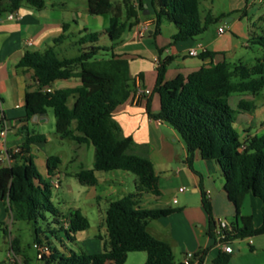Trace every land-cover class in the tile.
I'll return each instance as SVG.
<instances>
[{
    "label": "trees",
    "instance_id": "1",
    "mask_svg": "<svg viewBox=\"0 0 264 264\" xmlns=\"http://www.w3.org/2000/svg\"><path fill=\"white\" fill-rule=\"evenodd\" d=\"M10 13L20 9L23 3L42 10L45 0H8ZM89 13L93 16H108L105 30L112 43L136 27L139 21V6L135 0H87ZM3 0H0V12ZM154 10L153 36L161 34L162 26L170 23L176 33L173 42L195 39L219 21L211 13L202 17L200 0H152ZM264 21V17H263ZM64 33L55 39H65ZM77 41L79 53L76 57H61L49 48L43 52H27L17 64L18 68L34 71L37 86L25 93L26 120L42 116L52 109L55 116V133L61 139L76 143L91 144L95 148L93 170H82L77 177L82 182L95 184L96 171L122 170L138 179L137 192L111 202L105 214L108 239L100 253L87 254L76 251L62 252L44 242L38 236L36 243H46L52 254L45 258L48 264H125L130 253H146L144 264H173L171 246L150 234L149 221L168 217L176 209H141L137 197L141 191L159 196L152 161L135 154L133 138L123 137L119 124L114 120V111L132 94L130 89L129 63L114 53V47L98 46L100 34L84 31ZM251 42L263 51V57L253 66L243 62L233 67L223 61L202 67L187 78L179 75L165 81L167 64L158 69L155 91L161 100L160 112L149 115L164 121L183 138L188 162L194 161L199 152L204 160L217 162L224 174V189L235 208L236 222L230 224V236L234 239L253 238L264 232V225L256 228L252 216L242 215V206L247 195L259 199L264 209V135L241 139L236 130L238 116L242 112H253L254 101H241L236 109L229 104L233 94L257 95L264 90V28ZM203 53V57H212ZM78 78L81 85L76 88L55 89L56 81ZM5 117L0 118V130L5 126ZM45 141L42 134L26 132V141L19 146L18 153L9 151L10 166L0 167V202L12 213L14 221L37 222L46 220L47 213L53 216V224L59 226L67 239L74 241L75 235L90 228L89 219L79 210L62 213L53 203V186L44 181L33 157L31 145ZM244 147V148H243ZM61 164L57 156L47 160L48 175H55ZM204 208L210 218V237H214L212 207L204 196ZM48 231L54 234L56 231ZM12 250L19 252L18 240L12 241ZM203 255L201 257V262ZM231 254L220 253L214 264H229ZM26 264V262L24 263Z\"/></svg>",
    "mask_w": 264,
    "mask_h": 264
},
{
    "label": "crops",
    "instance_id": "2",
    "mask_svg": "<svg viewBox=\"0 0 264 264\" xmlns=\"http://www.w3.org/2000/svg\"><path fill=\"white\" fill-rule=\"evenodd\" d=\"M115 1L117 0H106L108 3ZM135 1L136 6L141 4L139 21H153L152 0ZM75 3L77 0L49 2L45 0L42 10L30 8L23 3L17 10L22 19L9 20L8 15L11 12L9 1L3 0L0 12V118L5 117L9 131L5 142L0 144V167L11 165L8 152L26 141L27 131L31 134H41L31 130V124L36 125L51 120L48 113L34 117L30 121L25 118V93L34 90L37 82L33 70L17 67L21 58L27 52H43L49 48L55 49L61 57H66L70 48L77 46V41L86 34L85 30L92 32L87 18L93 17L91 19L96 23L99 21L100 16H93L87 11L86 21L81 22ZM237 3V8L231 7L222 18L226 23L231 24L229 29L231 34L225 28V32L220 34L219 28L222 26H219L217 30L208 29L204 35L195 39L173 42L175 27L165 23L161 34L156 37L153 33L141 37L136 26L127 30L119 41L112 43L105 33L109 25L108 16L104 18L103 31L99 33L98 46L114 47V53L128 61L129 76L132 80L130 82L132 94L125 103L116 108L114 120L121 127L122 136L131 137L136 143L133 152L152 161L158 177L161 194L156 196L151 192L141 191L137 197L138 208L179 210L168 217L149 221L147 225L150 234L171 246L173 264H183L189 252L203 255L201 264H214L221 253L214 239L209 235L210 218L204 208V196L211 204L214 220L222 217L230 224L236 222L235 218L234 222H231L225 216L232 213L235 217V208L224 189V174L221 166L215 161L204 160L199 152L189 164L188 152L182 136L168 123L153 119L148 113V108L154 114L159 113L161 109L160 96L155 91L161 64H167L165 81L173 80L179 75L187 78L202 67L214 66L223 61L229 63L230 58L237 56L241 38L245 40L244 46L251 48V40L261 34L264 28V0H237ZM147 10L149 13L146 15ZM236 11L241 14L239 18L234 14ZM3 12H6V16L2 15ZM64 25H67L65 39L55 43V39L64 33ZM73 25L78 29V36L76 32H72L73 40L68 43ZM150 31L153 32V26ZM199 45H202L203 49H200ZM193 50H197L199 55L191 56L190 52ZM203 53L214 55L203 57ZM80 85L78 78L60 80L53 84L52 90L76 88ZM140 89L150 90L151 94L139 96ZM255 97L256 95L250 93L233 94L229 98V104L236 109L243 100L255 103ZM257 111L256 106L253 112L239 114L236 130L242 140L259 136L260 132H264V121L257 117ZM254 128L257 129L254 131ZM44 136L45 141L31 145L33 160L44 181L50 183L53 189L64 188L65 195L71 197L73 205L69 210L79 209L89 219V213L92 212L90 207L93 206V212L99 214V227L96 226L92 231L90 223L87 231L75 235L73 243L81 250L78 253H100L108 239L105 225L108 205L127 195L135 194L138 179L136 176L131 178L129 172L115 170L96 171L95 184L80 181L77 175L82 170L94 168L95 148L87 143H77L74 157L70 160L73 163L72 171L63 170L61 166L65 161L57 156L61 164L55 175L50 176L47 160L54 155L43 150V146L50 142V138ZM100 187L103 188L99 190ZM180 188H184V191H180ZM174 200H177V203H174ZM94 203L97 208L94 207ZM0 209L5 213L6 205L0 202ZM242 215L252 216L254 225L258 229L264 225L262 202L251 195H247L244 200ZM83 233H86V236L81 238ZM232 247L234 252L231 254L229 264H260L257 257L264 255V232L253 237L252 245L247 241H236ZM146 259V253H130L125 264H144Z\"/></svg>",
    "mask_w": 264,
    "mask_h": 264
},
{
    "label": "rangeland",
    "instance_id": "3",
    "mask_svg": "<svg viewBox=\"0 0 264 264\" xmlns=\"http://www.w3.org/2000/svg\"><path fill=\"white\" fill-rule=\"evenodd\" d=\"M54 1V0H46ZM25 6H29L27 3H24ZM237 0H200V13L202 16H206L208 12H211L213 16L219 18L218 23L210 25L209 31H213L214 28L217 30L219 26L225 28L228 33L230 32V25L223 20V14L228 11L231 7L237 8ZM244 6V3L242 4ZM75 8L79 12V20L84 22L85 15L88 9L87 0H77V3L74 4ZM35 9V8H34ZM238 18L241 15L240 12L234 13ZM3 16H6V12L2 13ZM90 16V15H88ZM93 17H88L87 22L92 32H102L104 18L106 16H100L99 21L96 23L95 20H92ZM86 21V20H85ZM70 40H73L72 32H76V36H78V29L73 25L70 30ZM204 35V34H203ZM245 40L244 38L240 39V44L237 50V56L230 58L228 61L230 66L233 67L235 64H238L242 61L244 64L248 66H253L258 59L263 57L262 49L256 45H251V48H247L244 46ZM70 52L66 57H74L79 53V47L73 46L69 50ZM239 95V94H236ZM255 104L258 108L257 117L264 121V90L256 95ZM48 115L50 117L49 122L39 123L36 125L31 124V130H34L36 133H41L46 135V137L50 138V142L46 143L43 146V150H46L50 155L60 156L64 159V164L61 166L63 170H73V163L70 161L74 157V149L77 146V143L69 140V139H61L55 133V116L52 109H48ZM259 128V127H258ZM257 128H254V131ZM264 135V132H260L259 136ZM131 178H135V175L129 173ZM132 183V182H131ZM103 187H100L101 190ZM52 201L55 206L64 214L68 213L69 209L72 207L71 197L69 195H65L64 188L57 190L53 189V197ZM94 207L97 208V205L94 203ZM1 210V209H0ZM92 211L89 213V220L92 225V231L97 226L100 225L99 214L93 212V206L90 207ZM226 218L234 222V215L232 213L225 214ZM53 216L47 213V219H39L37 222H27V221H14L12 218V213L7 211L4 213L0 211V264H46L47 262L44 260H40L38 258V252L34 247L35 239L38 236L44 242L48 238L53 247H56L62 252L68 253L69 251H81L77 248V245L72 241L68 240L65 233L59 231V226L52 223ZM50 225L51 230H55L56 232L52 234L48 231ZM86 236V233H83L81 238ZM18 240L19 252L14 253L12 250V241ZM245 244V243H244ZM80 245V244H78ZM248 251L250 249L247 245H245ZM84 251V249H82ZM145 254V253H144ZM258 263L264 264V255H259ZM129 264V263H128Z\"/></svg>",
    "mask_w": 264,
    "mask_h": 264
},
{
    "label": "built area",
    "instance_id": "4",
    "mask_svg": "<svg viewBox=\"0 0 264 264\" xmlns=\"http://www.w3.org/2000/svg\"><path fill=\"white\" fill-rule=\"evenodd\" d=\"M263 1V0H259ZM9 20H21L22 16L18 14L17 11H14L8 15ZM153 26V21H143L140 22L137 25V32L141 37H144L148 34L151 27ZM225 32V29L223 27L219 28V33L223 34ZM31 44V43H30ZM200 49H203L202 45H199ZM191 56H198L199 53L197 50H193L190 52ZM45 90L51 91V88H46ZM150 90H142L140 89L138 91V95H150ZM0 105H1V99H0ZM1 111V110H0ZM9 131V125L5 122V126L0 130V144H3L5 142V138ZM244 148V147H243ZM12 153H18L19 147H16L11 150ZM8 156L10 159V155L8 152ZM58 187V185H56ZM180 191H184V188H180ZM174 203H177V200H174ZM230 223L222 217L216 218L214 223V230H213V239L215 241V245L220 249L222 253L225 254H232L234 252V249L232 247V244L236 241H247L249 245L253 244V238H245V239H234L230 236ZM35 249L38 252V258L40 260H44L45 258H48L52 254L51 247L46 243H35L34 244ZM201 254L200 253H187L184 263L183 264H201Z\"/></svg>",
    "mask_w": 264,
    "mask_h": 264
},
{
    "label": "water",
    "instance_id": "5",
    "mask_svg": "<svg viewBox=\"0 0 264 264\" xmlns=\"http://www.w3.org/2000/svg\"><path fill=\"white\" fill-rule=\"evenodd\" d=\"M149 12H148V10L147 11H145V14L147 15ZM153 32L152 31H149L148 32V34H152ZM35 117H38V116H35ZM46 264H48V263H46Z\"/></svg>",
    "mask_w": 264,
    "mask_h": 264
}]
</instances>
